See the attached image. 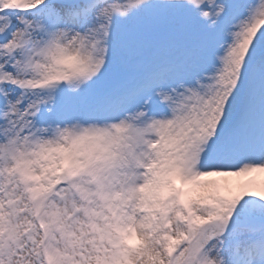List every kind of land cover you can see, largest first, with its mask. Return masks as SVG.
<instances>
[{"label":"snow or ice","instance_id":"obj_1","mask_svg":"<svg viewBox=\"0 0 264 264\" xmlns=\"http://www.w3.org/2000/svg\"><path fill=\"white\" fill-rule=\"evenodd\" d=\"M0 264H264V0H0Z\"/></svg>","mask_w":264,"mask_h":264},{"label":"rangeland","instance_id":"obj_2","mask_svg":"<svg viewBox=\"0 0 264 264\" xmlns=\"http://www.w3.org/2000/svg\"><path fill=\"white\" fill-rule=\"evenodd\" d=\"M258 177H259V178H258ZM258 177H256V179H257V178L260 179V176H258ZM258 179H257V180H258Z\"/></svg>","mask_w":264,"mask_h":264},{"label":"bare ground","instance_id":"obj_3","mask_svg":"<svg viewBox=\"0 0 264 264\" xmlns=\"http://www.w3.org/2000/svg\"><path fill=\"white\" fill-rule=\"evenodd\" d=\"M257 176H259V174H257ZM258 178H259V177H258ZM258 178H257V179H258ZM258 180H259V179H258Z\"/></svg>","mask_w":264,"mask_h":264}]
</instances>
